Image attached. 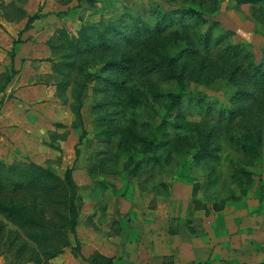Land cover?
Returning <instances> with one entry per match:
<instances>
[{"label": "rangeland", "instance_id": "obj_1", "mask_svg": "<svg viewBox=\"0 0 264 264\" xmlns=\"http://www.w3.org/2000/svg\"><path fill=\"white\" fill-rule=\"evenodd\" d=\"M12 1L25 7L27 14L42 16L32 26L39 33L47 27L51 30L40 36V41H22L15 69L24 65L20 63L21 55L25 58L32 53L48 58L51 64L58 62L64 54L60 51V42L54 40L58 30L75 35L83 24L107 22L127 10L151 21V4L165 11L196 7L210 24H220L215 29L216 36L231 30L235 33L232 41L250 45L257 57L264 49V7L238 5V0H112L113 7L99 4L90 7L85 0H0V7L6 8ZM5 10L12 22L19 20L15 10ZM61 13L67 15L60 16ZM1 17L0 74L5 72V62L12 48L14 37L10 32L16 36L19 31L16 25L6 24L4 11ZM207 28L208 25L204 26L202 32ZM48 38H53V45L59 47L52 50ZM195 41L192 32L180 36L169 34L142 48H122L99 58L90 56L86 62V71L90 73H99L108 59L121 57L129 61L133 70L121 78L126 82L123 93L94 94L93 85H89L82 110L87 134L81 143V133L73 128L75 118L70 109L75 82L82 79L78 70L65 71L72 85L65 95L67 103L57 93L56 85L61 80L55 74L50 78L42 76V81L53 86L45 88L39 84L42 87L38 88V96L36 91H31L30 96L18 97L16 88L21 84L18 80L7 85L2 93L4 82L0 80V161L7 164L34 162L53 167L61 176L74 167V179L84 200L78 224L84 258L95 247L106 252L122 251L123 255L129 246L140 244L139 231L145 222L156 218L157 213L170 218L180 216L191 200L190 210L195 204V208H203L207 215L215 216L220 212L218 227L220 219H228L234 230L240 227L241 236L235 234L237 249L245 250L253 264L264 262V208H260L255 197L260 183L264 182V104L255 105L232 125L222 124L219 129L218 117L208 116L204 109L191 104L188 96L202 93L229 108V100L238 87L227 79L228 72L221 63L207 66L199 55L184 58L179 63L182 73L179 81L165 80L158 75L142 77L136 73L137 68L149 65V60L161 55L172 57L177 50ZM23 61L25 63V59ZM35 80L37 86L40 80ZM173 96H180L182 104L178 108L183 118L171 119L173 125L167 130L170 145L162 151L166 158L163 167H143L139 175H129L143 153L144 139L154 135L149 124L157 126L161 122ZM241 144H256L257 150H239L237 146ZM202 146L217 148L218 157L196 164L193 157ZM181 164L185 169L179 176ZM196 184L200 190L194 196ZM7 226L16 229L8 223ZM221 233H227L225 227L215 230L216 236ZM66 250L65 257L63 254L49 264H66L71 255L70 250ZM123 258L119 257L116 263L125 264ZM17 260L14 253L0 252V264H14ZM80 260L81 264H87Z\"/></svg>", "mask_w": 264, "mask_h": 264}, {"label": "trees", "instance_id": "obj_2", "mask_svg": "<svg viewBox=\"0 0 264 264\" xmlns=\"http://www.w3.org/2000/svg\"><path fill=\"white\" fill-rule=\"evenodd\" d=\"M90 7L98 4L102 7H113L112 0H85ZM238 5H262L264 0H238ZM96 5V6H95ZM5 9L12 8L18 13L19 19H27L24 31L32 29L35 21L42 18L40 14L28 15L17 2H11ZM151 21L132 14L129 10L107 22L83 24L75 35L66 30H56L58 36L55 42H60V51L64 54L58 62L52 63L53 74L60 78L56 85L59 96L65 98L71 88L66 70L76 71L82 79L77 80L72 90L70 109L74 115L73 128L81 133L80 142L87 132L84 129L82 110L89 91L93 85L94 94H108L111 92H124L121 78L132 72L129 61L124 57L108 59L99 69V73L86 71V62L90 56L96 58L111 55L122 48H142L153 40H162L166 35L180 36L192 32L196 38L175 52L172 57L161 55L149 60V65L137 68V74L142 77L158 75L165 80L179 81L182 73L179 63L190 56H202L206 65L221 63L228 72L227 79L233 86H237L236 94L229 100L230 107L211 100L208 96L198 93L188 96L191 104L204 109L208 116H217L218 128L222 124L232 125L235 119L245 115L255 105L264 104V49L259 57L248 44L234 43L235 33L226 30L221 35H215L218 23H209L201 10L193 6L172 8L165 11L157 4H151ZM67 15L61 13L60 16ZM208 25L205 32L204 26ZM49 40L52 50L59 47ZM21 35L14 40L9 57L11 64L0 75L4 83L1 92L4 93L7 85L19 74L15 69V57L21 45ZM49 61V60H48ZM82 61L84 63H82ZM119 79L120 82H119ZM180 96H173L169 107L161 118V122L154 126L149 124L153 137L144 139L143 153L138 157V163L129 172V175H139L143 167H161L165 162L163 149L170 145L167 130L173 125L171 119H181L179 105L182 104ZM2 103V101H1ZM216 105H221L218 108ZM103 118L102 120H104ZM109 121V120H108ZM57 149L55 146H50ZM257 145H239V150L254 152ZM156 151V152H154ZM159 151H161L159 153ZM154 152V153H153ZM245 152V153H246ZM217 148L202 146L195 153L193 160L196 164L212 160L218 156ZM76 156H79L78 147ZM163 167V166H162ZM185 166H179V176L183 175ZM74 167L68 168L63 176L50 166L44 167L34 162L7 164L0 161V252L14 253L17 262L14 264L34 263L49 264L50 261L61 257L66 249H71L75 258L82 259L87 264H117L116 260L94 252L89 258L81 254V242L78 238V224L84 206L80 187L74 179ZM200 189L199 184L194 186L193 195ZM255 197L264 208V182L259 185ZM7 223L16 229H10ZM264 264V262L262 263Z\"/></svg>", "mask_w": 264, "mask_h": 264}, {"label": "crops", "instance_id": "obj_3", "mask_svg": "<svg viewBox=\"0 0 264 264\" xmlns=\"http://www.w3.org/2000/svg\"><path fill=\"white\" fill-rule=\"evenodd\" d=\"M23 9L26 11L25 7H23ZM0 13L3 14V11ZM1 18L0 20L3 21V18ZM6 24L11 26L16 25L19 30L16 36L8 30L11 36L14 37L11 39L12 46L14 40H17L20 35L21 40L26 43L33 42L35 39L40 41V36L51 32L47 27L43 33H39L36 28H33L34 25L32 29L24 31L27 24L26 19H19L17 22H9L6 20ZM49 39L50 38H48L47 41H49ZM47 41L45 42L47 43ZM36 46L38 48V45ZM17 55L18 53L15 57V68L18 62ZM20 57L21 66L24 65L22 68L16 69L19 71V74L16 76L17 78L15 77L8 84L10 86L17 80L18 83L21 82L16 88V94L19 93L18 97H21V95L30 96L31 91H36L38 96V88L42 87L40 85H44L45 88L53 86L42 81V76L50 78V76L53 75L52 64L47 60L48 58L42 59L36 53H32L30 57L26 56L24 58L23 55ZM8 59V62H5V70L11 64L10 57H8ZM24 59L25 63L23 61ZM37 78L40 82L35 86L37 83L35 79ZM30 80H32L31 83L29 82ZM32 101L34 102V99H32ZM190 203L191 200L187 203V206L180 216L177 215L170 218L168 215L157 213L156 218H152L151 221L145 222L139 231L140 244L137 246H129L127 250L123 252V255L122 251L118 253L106 252L101 250L100 247H95L88 255L85 254V257L89 258L94 252H99L115 260L123 256L125 264H230L233 261H237L239 264H253L250 257L245 255L246 251H240L237 249V246H235V240L237 239L236 235L237 237L241 236L239 235L240 227L234 230L225 217L224 218L227 220L224 221L220 219L218 227L217 219L219 218L220 212L215 216L213 214L207 215L203 208H195V204L191 205V211ZM224 227L227 233H225V235L221 233L219 236H216L215 230H217V228L222 230ZM69 250L71 255L66 264H81V260L75 258L70 248ZM66 251L63 255L64 257L67 254Z\"/></svg>", "mask_w": 264, "mask_h": 264}]
</instances>
